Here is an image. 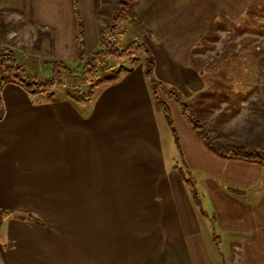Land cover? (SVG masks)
I'll return each mask as SVG.
<instances>
[{
	"label": "crops",
	"instance_id": "obj_1",
	"mask_svg": "<svg viewBox=\"0 0 264 264\" xmlns=\"http://www.w3.org/2000/svg\"><path fill=\"white\" fill-rule=\"evenodd\" d=\"M98 2L36 0L22 15L48 35L53 60L75 66L118 12L114 0L105 10ZM128 17L130 43L150 51L159 87L190 100L200 92L190 107L199 114L203 92L236 86L200 83L191 60L228 40L234 24L264 20V0H136ZM137 59L118 62L122 79L82 104L63 90L3 85L0 264H264V162L212 151L176 106L172 121L171 105L157 106L145 55ZM234 98L219 100L217 116L233 115L225 105ZM184 172L198 175L197 199Z\"/></svg>",
	"mask_w": 264,
	"mask_h": 264
},
{
	"label": "rangeland",
	"instance_id": "obj_2",
	"mask_svg": "<svg viewBox=\"0 0 264 264\" xmlns=\"http://www.w3.org/2000/svg\"><path fill=\"white\" fill-rule=\"evenodd\" d=\"M110 1L112 0H99L98 6L100 10H105L104 6ZM114 1V12L120 11L119 2L122 0ZM126 1L131 8L130 10L135 8L136 0ZM35 3L36 0H0V48L10 49L11 57L9 58L22 65L30 75L40 80H46L52 77L51 61H53L50 56L49 42H47L48 35H43L35 25L25 21L22 15L26 6L35 5ZM124 16L120 21V26L124 30L120 38L122 47H126L132 40L130 39L132 29L129 28V17L128 15ZM254 18L255 20L250 19L249 21L242 22V24H234V33H230V36L228 33L224 34L228 36V40L223 38L222 41L224 40V42L213 44L208 52L200 56L201 58L197 57L198 59L195 58L190 62L193 64L192 67L196 72H198V69L202 72V75H199L200 77L198 78L200 83H205L206 85H229L233 87L235 85V92H203L210 98L205 100V110L199 114H195L193 109L190 108L192 105L191 101H195L201 94L200 92L193 94L194 96L190 100L188 96H183L182 93L174 90L173 87H171L173 89L171 91L169 86L159 87L162 84L159 86L151 84L154 95H156L158 108L161 107L160 104L164 101L171 105L170 119L172 121L177 122L174 106L178 107L181 112L182 110L184 111L185 107V111L193 120L199 121L202 124L204 122H213V130H216V133L219 132L217 139L228 140L236 144L246 143L249 148L264 149V20L257 17ZM110 21L111 19L107 22L109 23ZM43 41L45 44L42 43ZM145 49H140L138 46L134 57L128 61L136 60V56L138 57L137 60L140 61L142 55H145ZM218 51L220 52L219 54H217ZM86 61L72 66V63L67 64L65 61L59 60L58 62H62L68 65L69 68L74 69L76 74L72 75L64 72L61 77L62 83L56 85L55 89L64 91L65 87L76 85L87 90L89 81L83 73ZM137 63L136 61L135 64ZM125 64L127 65L128 62ZM120 66L122 65L119 63L114 65L113 62H110L108 68L117 69ZM247 88H249V91H245ZM252 88L255 91L251 90ZM231 89L234 90V88ZM212 95H216L218 99L211 98L213 97ZM226 95H231L232 97L236 95L240 98L239 101L237 98H234V100H230L231 102L225 105L234 110L233 115L230 114L231 118L226 113H223L221 116H217L216 114L217 108H220L219 100L223 99ZM221 107H223L224 112L227 111L223 104ZM215 118L220 119V122L223 120L230 121L220 124L219 120L214 121ZM168 119H164V126L167 124L171 139L175 143L172 123ZM208 119L211 121H206ZM192 174L189 173L188 178L195 182L198 175L196 173Z\"/></svg>",
	"mask_w": 264,
	"mask_h": 264
},
{
	"label": "trees",
	"instance_id": "obj_3",
	"mask_svg": "<svg viewBox=\"0 0 264 264\" xmlns=\"http://www.w3.org/2000/svg\"><path fill=\"white\" fill-rule=\"evenodd\" d=\"M120 11H118L111 21L100 31V46L97 51L92 53L87 59L83 67V73L89 81V87L87 90L82 89L80 86L65 87L64 91L67 98L75 103L82 104L87 97L93 93L96 89L104 86H109L119 82L127 69L122 65L117 69L108 68L110 62L120 63L132 59L138 48L135 42L130 43L126 47H122L120 44V38L124 30L120 26L121 18L124 15L132 13L130 6L126 0L119 2ZM76 8V5H75ZM128 9V10H127ZM76 12L79 13L76 8ZM82 25L79 26L78 33V45L81 50L82 47ZM10 49L0 48V119L4 116V104L1 97V89L7 82H15L22 85L26 90L31 93H48L54 90L56 85L62 83V74L68 73L75 75L76 71L58 61H51L52 64V77L46 80H40L35 76L30 75L22 65L16 63L11 57ZM146 55V75L152 85H160L161 83L155 78L153 74L154 60L148 49H145ZM159 102V100H157ZM184 114L188 117V120L192 124L195 132L202 139V141L214 152L224 156L233 158H242L247 160L264 162V149L249 148L246 143L236 144L228 140H219V132L213 130V122H204L193 120L185 111ZM186 182L190 186V192L197 196L196 190L193 185V181L188 178V174L184 172ZM197 199V197H196ZM2 224V218L0 215V226Z\"/></svg>",
	"mask_w": 264,
	"mask_h": 264
}]
</instances>
